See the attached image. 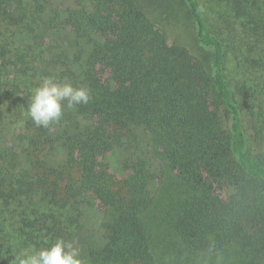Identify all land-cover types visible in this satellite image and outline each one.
I'll use <instances>...</instances> for the list:
<instances>
[{"label": "trees", "instance_id": "obj_1", "mask_svg": "<svg viewBox=\"0 0 264 264\" xmlns=\"http://www.w3.org/2000/svg\"><path fill=\"white\" fill-rule=\"evenodd\" d=\"M142 8L0 0V264L58 238L83 264H264V0H170L172 42ZM44 77L91 99L37 127ZM116 151L131 177L107 173Z\"/></svg>", "mask_w": 264, "mask_h": 264}, {"label": "clouds", "instance_id": "obj_2", "mask_svg": "<svg viewBox=\"0 0 264 264\" xmlns=\"http://www.w3.org/2000/svg\"><path fill=\"white\" fill-rule=\"evenodd\" d=\"M90 99V89L85 86L44 77L30 95L27 115L37 127L48 128L61 120L65 106L87 104ZM15 259L17 264H83L79 248L62 238L46 248L24 250Z\"/></svg>", "mask_w": 264, "mask_h": 264}, {"label": "rangeland", "instance_id": "obj_3", "mask_svg": "<svg viewBox=\"0 0 264 264\" xmlns=\"http://www.w3.org/2000/svg\"><path fill=\"white\" fill-rule=\"evenodd\" d=\"M56 1L60 5H67L68 3L70 4L72 2V0ZM140 2L143 6L142 9L145 12L147 10L150 13V15L155 20L156 26L160 27L167 33V37L171 42L176 38H186L188 32V23L185 20L187 16H184L183 11L175 8L179 13H170V17L167 19L168 8H166V6L170 3V0H140ZM97 76L105 83H111V71L108 67L100 66L97 70ZM111 84L117 85L118 83ZM142 140L143 142H146L145 137H143ZM104 163L107 173L112 179L122 180L131 177V173L122 168L121 154L117 151L106 153V155H104ZM207 179L211 181L208 176ZM211 183L213 184L212 193L215 196H218L222 201H228L230 199L232 191L226 183H220L216 181H211ZM91 200V209L93 212L89 213L90 216H87L86 221L89 225L94 226L97 220L99 221L101 219L103 206L94 196H91Z\"/></svg>", "mask_w": 264, "mask_h": 264}]
</instances>
